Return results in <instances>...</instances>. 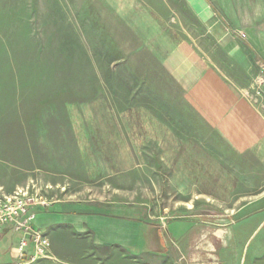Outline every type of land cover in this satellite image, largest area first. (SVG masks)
<instances>
[{
	"label": "crops",
	"instance_id": "0c3cea01",
	"mask_svg": "<svg viewBox=\"0 0 264 264\" xmlns=\"http://www.w3.org/2000/svg\"><path fill=\"white\" fill-rule=\"evenodd\" d=\"M178 1L225 49L246 42L264 61V0ZM98 8L105 10L101 29L80 44L99 79L97 91L70 103L68 112L78 130L71 148L82 182L111 190L32 207L34 225L50 239L48 254L53 238L67 232L99 249L135 248L142 227L157 230L165 222L144 220L146 209L124 200L174 202L172 212L164 207L156 215L184 210L187 230L176 241L188 247L200 233L188 219L197 210L225 205L237 216L264 210L263 110L175 31L170 13L144 0H100ZM9 227L0 243L9 237L15 250Z\"/></svg>",
	"mask_w": 264,
	"mask_h": 264
},
{
	"label": "rangeland",
	"instance_id": "374dc122",
	"mask_svg": "<svg viewBox=\"0 0 264 264\" xmlns=\"http://www.w3.org/2000/svg\"><path fill=\"white\" fill-rule=\"evenodd\" d=\"M98 1L0 0V188L7 193L20 188L35 193L44 202L37 206L55 200H87L111 190L99 182H82L84 170L71 148L78 130L68 112L70 103L97 91L93 87L99 79L80 44L101 29L105 10L98 8ZM144 1L159 14L170 13L175 31L187 36L264 112V61L246 42L229 51L207 28L186 17L178 0ZM120 203L142 205L144 220L165 222H159L157 230L145 232L147 227H142L141 243L135 248L99 249L90 238L67 232L61 239L53 238L56 244L48 257L27 264H264L262 209L252 216L231 215L225 205L197 210L188 219L200 233L194 234L195 241L188 247L176 241L187 230L181 219L184 210L164 218L156 215L164 207L166 213L172 212L174 202L130 199ZM0 247V264H18L9 237Z\"/></svg>",
	"mask_w": 264,
	"mask_h": 264
},
{
	"label": "built area",
	"instance_id": "2783aa9c",
	"mask_svg": "<svg viewBox=\"0 0 264 264\" xmlns=\"http://www.w3.org/2000/svg\"><path fill=\"white\" fill-rule=\"evenodd\" d=\"M44 204L37 194L20 188L12 193L0 188V239L3 230L10 226L15 236V253L18 264H27L48 257V236L35 227L36 213L32 207Z\"/></svg>",
	"mask_w": 264,
	"mask_h": 264
}]
</instances>
